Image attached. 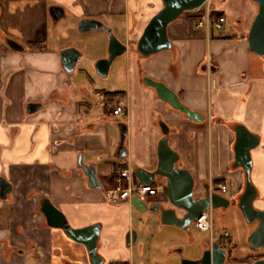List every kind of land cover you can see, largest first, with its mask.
Returning <instances> with one entry per match:
<instances>
[{"label": "crops", "instance_id": "1", "mask_svg": "<svg viewBox=\"0 0 264 264\" xmlns=\"http://www.w3.org/2000/svg\"><path fill=\"white\" fill-rule=\"evenodd\" d=\"M212 2V19H226L222 31L198 26L206 20L204 8L184 12L168 26L171 49L142 58L134 46L162 8V0H0V177L12 186L6 199H0V264H91L84 244L47 224L42 198L62 211L72 228L101 225L98 253L103 264H135L136 252H142L135 248L140 233L135 243L126 237L134 231V212L141 210L132 204L134 196L122 200L114 195L139 180L133 174L131 180L120 177L117 169L155 168L162 136L155 128L159 121L169 128L168 142L179 154L178 167L189 170L197 183L226 182L233 199H238L244 179L241 169L232 167L233 126L243 124L259 135L262 148L252 152L261 178L259 183L253 179L259 195L254 206L264 209V59L247 44L258 7L250 0ZM52 6L64 10L62 30L57 29L59 21H52ZM83 19L102 22L128 45L122 91L100 88L98 82L74 72L78 62L73 72L62 68L63 49L81 52L73 38ZM7 38L23 50L11 49ZM205 64L212 69H202ZM145 76L165 83L203 119L192 120L158 99L144 84ZM29 103L40 106L28 112ZM115 104L123 105V116L112 115ZM121 122L127 126L124 158L116 155ZM110 125L118 130L117 145ZM79 157L95 168L100 187H89ZM156 198L165 201L166 195L159 191L140 199L148 206ZM235 208L231 221L236 230L223 229L230 233L232 249L227 264H249L239 252L256 224L246 227ZM218 210L224 215L228 209ZM159 223L148 219L142 226L157 228ZM214 227L217 232L215 219ZM208 238L200 243L202 250Z\"/></svg>", "mask_w": 264, "mask_h": 264}, {"label": "water", "instance_id": "2", "mask_svg": "<svg viewBox=\"0 0 264 264\" xmlns=\"http://www.w3.org/2000/svg\"><path fill=\"white\" fill-rule=\"evenodd\" d=\"M258 7L253 21L248 29L247 44L251 52L255 55L264 57V0H250ZM207 0H162V8L155 13L143 33L136 43L137 54L143 58L157 54L162 51L170 50L172 47L168 37V26L174 22L182 13L192 12L202 8ZM50 16L54 23H57L65 15L64 10L59 6H52L49 9ZM78 31L86 32L101 28L108 35V55L107 57L96 60L94 67L96 73L101 77L109 74L110 66L113 60L127 51V45L111 32V29L96 19H83L78 23ZM8 46L15 51H22V45L13 39H6ZM62 68L66 72H73L76 63L81 57V52L75 47H68L61 51ZM202 69H206L205 66ZM146 86L153 88L158 99L168 103L173 109L182 112L186 117L201 121L203 115L190 110L178 98L177 94L165 85L162 81L143 77ZM40 105L38 103H29L28 112H34ZM162 136L158 140L156 155L157 164L153 170H146L140 167L133 169L132 174L142 183H153L157 177L164 179L166 184V199L173 207H164L162 200L156 198L147 206L140 197L134 196L132 204L140 210L149 209L154 215L159 216L161 224L177 226L183 230L189 231L191 224L201 216V214L212 208H227L229 200L219 194H208L200 199L193 196L194 179L192 174L185 167H178L179 154L171 148L168 142L169 128L164 121L158 122ZM120 141L117 148V157L124 158L127 155L124 141L127 134L125 123H119ZM234 163L233 167H241L245 173V187L239 197L238 208L248 224H256V227L247 237L248 244L253 249L264 247V209L255 208L253 202L258 195L257 188L251 180V170L253 161L251 150L259 145V136L250 132L243 124H237L234 127ZM78 166L81 167L88 177V185L92 188L100 187L97 179L96 170L93 166H87L78 159ZM11 184L3 177H0V199H6L11 192ZM181 211V215H178ZM41 212L46 218L50 227L61 228L67 236L78 243L84 244L89 254L91 264H103L104 259L98 253V242L100 237L101 225L94 223L82 228H72L62 211H60L47 198L41 199ZM127 242H136V233L131 231L127 234ZM226 251L217 241L211 242L201 257L197 259H182L181 264H224ZM252 264H264V258L255 260Z\"/></svg>", "mask_w": 264, "mask_h": 264}, {"label": "rangeland", "instance_id": "3", "mask_svg": "<svg viewBox=\"0 0 264 264\" xmlns=\"http://www.w3.org/2000/svg\"><path fill=\"white\" fill-rule=\"evenodd\" d=\"M212 5L213 2L211 1L209 7ZM65 25L66 24L63 22V20H59L57 29L62 30V28H65ZM210 30H212L214 33H219L223 29L220 30L211 27ZM86 32V34L77 32L79 34H76V36L73 38V40H78L77 45L82 52L81 59L78 61L74 72L78 74L80 73L86 78H91V80H93L94 82H98L100 88H105L107 90L116 92L122 91L125 86V69L127 67L126 53L116 57L113 60L109 69V74L106 77L99 76L95 71L94 64L97 59L101 57L104 58L108 54V35L101 28ZM65 37L71 39V36L69 34H66ZM262 62L264 63V60ZM155 128L156 132L159 134V136H161L162 131L159 124H155ZM109 131L110 134H112L115 145H117L119 141L117 128L110 125ZM259 148H262V143L260 144ZM176 165L178 166V162L176 163ZM256 166L257 161L254 160L255 169L253 170L252 177L254 181L259 183L261 178L259 171L256 169ZM160 179L161 177H157L155 179V184L157 186L161 184ZM226 196L229 197L230 194L227 193ZM161 203L164 207H168L170 205L169 202L163 200ZM235 212L237 213L235 207H230L224 215H222L221 210H214L213 215L218 230L216 232L214 229L215 234L217 233L221 236L223 234V229L228 226L229 229L236 230L235 228L237 225L235 224V222L231 221L232 215ZM178 215H181V211H178ZM134 216L135 220L133 230L135 231V233H140V239L135 244V248L142 250V252L140 253L136 252L137 260L135 264H143L144 261H147V263L149 264H181V260L184 258L197 259L201 257L204 250H202L200 243L206 237L208 238V234L205 232H201L196 227H194V225L191 224L189 231L183 230L173 225H163L161 224V222L158 224L157 228H152L147 227L150 223H148V225L143 224L142 226V222H147L148 219H159L157 215H153L148 210H141L140 212H134ZM137 220H139V222ZM244 223L246 227L251 226V224H248L246 222ZM160 227H165L162 232L160 230ZM235 238L237 240L235 242L237 244L240 243V241H238L239 239H237V237ZM245 241L243 244L244 248L239 252L243 257H247L248 255H253L252 257H255L260 256V254H264V247L256 250L250 247L248 245V242L245 243ZM227 263H229L228 260L225 262V264ZM239 263L241 262L239 261ZM239 263L235 261V263L233 264ZM249 264H251V262Z\"/></svg>", "mask_w": 264, "mask_h": 264}, {"label": "built area", "instance_id": "4", "mask_svg": "<svg viewBox=\"0 0 264 264\" xmlns=\"http://www.w3.org/2000/svg\"><path fill=\"white\" fill-rule=\"evenodd\" d=\"M212 0H207L205 5L202 7L206 10V20L204 23H199L198 26H204L206 29H209L211 26L215 27L217 29L222 28L224 22H225V17L224 16H218L215 19H212V17L209 14V5ZM206 6V8H205ZM112 115L114 117H120L125 114V109L123 105L121 104H115L112 108ZM117 173L120 177H123L127 180L132 179V171L128 167H120L117 169ZM225 185L224 184H218L217 189L220 192L225 191ZM161 189V185L157 186L156 184L153 183H142L140 181L133 183L130 182V184L123 189L115 191V197L118 199H130L132 196H138L140 198H145L147 196H156L158 194V191ZM114 198V197H112ZM194 226L202 231L206 232L209 235V240L213 241L214 238H216L215 232H214V223H213V213L212 209H208L204 211L199 218H197L194 221ZM221 237L224 238H229L230 233L225 231L221 235Z\"/></svg>", "mask_w": 264, "mask_h": 264}, {"label": "flooded vegetation", "instance_id": "5", "mask_svg": "<svg viewBox=\"0 0 264 264\" xmlns=\"http://www.w3.org/2000/svg\"><path fill=\"white\" fill-rule=\"evenodd\" d=\"M135 47V50H136V45L134 46ZM127 48H128V45H127ZM133 48V47H132ZM136 52H137V50H136ZM141 57V56H140ZM143 58V57H142ZM263 59H264V57H263ZM205 67H206V69H209V70H211L212 69V66H209L208 64H205ZM205 69V70H206ZM237 124H240V123H237ZM237 124H234V126H233V130H234V127H235V125H237ZM234 133H235V131H234ZM255 134V133H254ZM257 135V134H256ZM259 136V135H258ZM235 138H236V135H235ZM235 138H234V143H235ZM259 139H260V141H259V145L256 147V148H254V149H252L251 150V157H252V161H253V167H252V170H251V175H250V177H251V180H252V182H253V177H252V174H253V170H254V159H253V156H252V152L255 150V149H257V148H259V146H260V144H261V138H260V136H259ZM233 147H234V144H233ZM233 152H234V150H233ZM234 161H235V159H234ZM234 161H233V163H234ZM233 163H232V167H233ZM233 168H240L241 169V171H242V173H243V186H242V189H241V191H240V193H239V195H238V199H233V198H231V196H229V197H227L226 196V194L227 193H231V191H230V188H229V185L226 183V182H224V181H213V180H208V181H204V182H200V183H197V182H195V180H194V185H193V190H192V192H193V196L196 198V199H200V198H203V197H205L207 194L209 195V196H211L213 193H216V194H219V195H221V196H223V197H225V198H227L228 200H229V206L227 207V208H225V209H229L230 207H232V206H235V207H238V201H239V197H240V195L242 194V192H243V190H244V187H245V173H244V170H243V168H241V167H233ZM162 180H163V182L160 184L161 185V189L159 190V191H162L165 195H166V184H165V181H164V179L163 178H161ZM218 184H224L225 185V191H223V192H220V191H218V189H217V185ZM253 184H254V182H253ZM255 185V187H256V184H254ZM159 191H158V193H159ZM258 191V190H257ZM259 195H257V197H258ZM256 197V198H257ZM165 201H167V199H165ZM255 201V200H254ZM168 202V201H167ZM253 204H254V202H253ZM161 205H162V203H161ZM168 207H173L171 204L168 206ZM212 209V208H211ZM219 209H223V208H219ZM214 210H218V209H212V211H214ZM213 223H214V219H213ZM193 225H194V222L192 223ZM213 241H217L218 243H219V245L223 248V249H225V251H226V259H225V262L228 260V259H230L231 258V251H232V249H231V245L230 244H228V241H227V238H224V237H221L219 234L218 235H216V238H214L213 239ZM213 241H210L209 240V238H208V245H207V247L206 248H208L209 246H210V244H211V242H213ZM261 249V248H260ZM256 250H259V249H256ZM253 255H248L247 257H245L246 258V260L247 261H250L251 262V264L255 261V260H257V259H261V258H264V254H260V256H255V257H252ZM225 262H224V264H225ZM249 262V263H250Z\"/></svg>", "mask_w": 264, "mask_h": 264}, {"label": "trees", "instance_id": "6", "mask_svg": "<svg viewBox=\"0 0 264 264\" xmlns=\"http://www.w3.org/2000/svg\"><path fill=\"white\" fill-rule=\"evenodd\" d=\"M227 241H228V244H230V238H227ZM112 264H121V263H112Z\"/></svg>", "mask_w": 264, "mask_h": 264}]
</instances>
